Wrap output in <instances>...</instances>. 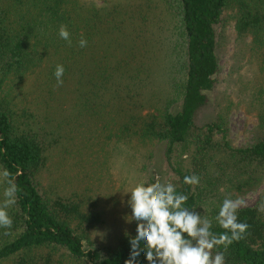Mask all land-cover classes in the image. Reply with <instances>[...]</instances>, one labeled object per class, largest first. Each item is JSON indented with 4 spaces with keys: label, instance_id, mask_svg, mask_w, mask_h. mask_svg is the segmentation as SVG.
<instances>
[{
    "label": "trees",
    "instance_id": "trees-1",
    "mask_svg": "<svg viewBox=\"0 0 264 264\" xmlns=\"http://www.w3.org/2000/svg\"><path fill=\"white\" fill-rule=\"evenodd\" d=\"M162 1L174 34L169 46L173 43L172 51H182L177 54L179 75L170 80L176 89L169 90L159 106L158 96H154L150 103L157 107L137 116L131 111L135 99L145 95L146 70L140 62L110 59L106 46L117 32L112 27L115 12L107 9L110 0H0V170L6 168L20 189L17 204L9 209L13 225L0 229V264H60L63 257L84 264H124L130 255L127 236L102 251L90 247L89 232L101 222L94 204L90 207L79 197H49L41 192L38 175L54 144L53 133L34 126L33 112L14 101L11 92L46 66L47 79L54 86L55 67L64 66L62 86L75 82L79 113L89 111L94 119L103 108L112 113V107H120L125 112L123 132L118 136L112 131L115 137L127 142L137 139L142 145L164 142L177 191L188 196L185 206L195 208L201 216L212 219L218 213L221 199L215 205L210 202L208 214L201 211L220 191L243 193L262 181L264 102L257 132L240 146L231 143L223 123L196 124L195 117L207 105V93L215 86L219 67L216 28L225 12H231L235 32L249 39L248 49L263 71L264 0ZM140 17L146 21L136 34L146 30L147 15L140 13ZM61 25L71 33V43L59 37ZM81 37L87 40L84 48L79 46ZM179 100L178 111L172 110ZM177 150L189 152L187 168L175 159ZM192 174L200 177L198 185L183 182ZM2 191L0 186V194ZM262 197L264 194L254 205L238 209V220L249 228L244 238L229 246L225 264H264V213L257 211ZM212 231L225 230L213 220ZM135 235L136 231L130 234ZM216 251H223V246L213 249ZM138 264L147 261L141 257Z\"/></svg>",
    "mask_w": 264,
    "mask_h": 264
},
{
    "label": "rangeland",
    "instance_id": "rangeland-1",
    "mask_svg": "<svg viewBox=\"0 0 264 264\" xmlns=\"http://www.w3.org/2000/svg\"><path fill=\"white\" fill-rule=\"evenodd\" d=\"M107 9L115 12L112 27L117 30L106 46L110 59L120 57L144 64L145 95L135 99L131 111L137 116L144 115L155 106L156 103H150L154 96H158L155 99L159 106L165 102L169 90L176 89L170 80L179 75L177 54L182 51H172L173 43L169 46L174 37L171 18L162 0H110ZM140 13L147 15L146 30L139 29L136 34V29L146 21ZM216 34L219 67L215 86L207 93V105L197 113L195 122L218 120L227 127L231 143L240 146L254 137L258 115L263 113L260 105L264 102V68L260 71L257 57L249 51V39L235 32L230 11L224 13ZM46 68L11 92L14 101L33 112L34 126L53 133L54 144L38 175L39 186L49 197H79L87 206L94 204L101 213V222L89 232L90 247L102 251L126 237L125 232L130 235L136 231V223L124 219L131 212L127 204L130 193L121 191L148 180L175 185L176 178L165 158L164 142L142 145L137 139L127 142L115 137L123 132L125 112L120 107L118 110L112 107V113L103 108L94 119L89 111L79 113L75 82H66L58 88L48 81ZM179 108L180 100L173 104L172 110ZM105 123L109 125L106 128ZM174 156L180 166H189V152L177 150ZM263 194L264 177L256 187L243 193L220 191L201 213L208 214L212 210L210 202L215 205L226 196L242 198L245 205L241 207H246L257 203ZM60 264L84 263L63 257Z\"/></svg>",
    "mask_w": 264,
    "mask_h": 264
},
{
    "label": "clouds",
    "instance_id": "clouds-1",
    "mask_svg": "<svg viewBox=\"0 0 264 264\" xmlns=\"http://www.w3.org/2000/svg\"><path fill=\"white\" fill-rule=\"evenodd\" d=\"M58 35L71 43V33L66 25L60 26ZM79 46L86 47L87 40L81 37ZM64 71L62 64L56 65L54 76L57 86L63 85ZM183 182L198 185L200 177L186 175ZM0 186H3L0 229H10L13 220L9 209L17 204L20 189L6 168L0 170ZM121 193H130L127 204L131 212L124 219L127 223H136L134 237L125 232L129 238L130 255L124 264H138L141 257L147 264H225V252L234 242L244 238L249 228L246 222L238 220V209L245 205L239 197L232 199L226 196L219 205L218 213L209 219L201 216L195 208L186 207L188 196L178 192L171 182L152 185L142 181ZM257 211L264 213V197L257 204ZM213 220L225 231L214 233ZM98 235L102 236L101 233ZM220 246H223V251L213 253V249Z\"/></svg>",
    "mask_w": 264,
    "mask_h": 264
}]
</instances>
